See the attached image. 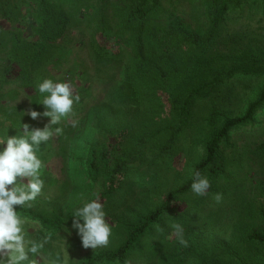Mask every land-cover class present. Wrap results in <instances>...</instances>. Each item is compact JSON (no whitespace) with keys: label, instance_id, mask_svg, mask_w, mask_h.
<instances>
[{"label":"trees","instance_id":"16d2710c","mask_svg":"<svg viewBox=\"0 0 264 264\" xmlns=\"http://www.w3.org/2000/svg\"><path fill=\"white\" fill-rule=\"evenodd\" d=\"M90 1L0 0V15L6 25L2 32L7 36L0 41L5 57L0 89L16 86L10 91L13 97L14 93L25 94L32 101V109L41 112L43 106L34 102L42 98L33 88L39 80L74 79L76 91L82 93L90 87L89 81L82 83L84 72H57L61 65L57 62L62 49L59 42L73 23V14L66 13V8L88 4L87 12L80 14L81 20L92 29L97 76L105 88L100 96L104 105L90 129L87 165L81 168L83 176L78 181L99 188L98 195L108 214H114L119 207L131 211L134 177L151 203L145 215L131 212L118 225L113 224L114 231L122 236L116 249L88 256L79 264H125L140 255L144 257L146 243H150V255L145 258L149 263L159 258L162 264H264V250L258 254L244 252L246 247L264 249V203L245 200L249 198L253 165L264 163V144L252 153H244L231 137L234 131L254 123L264 110V89L242 117L222 116L220 129L204 144L201 161L180 188L161 196L158 187L160 178L176 171L184 161L182 140L198 106L211 101L216 114L218 101L226 100L233 92L231 81L241 72L238 65L245 61L228 58L215 62L209 57L222 23L243 0H200L208 22V28L200 31L165 9L163 0H93L89 4ZM261 61L264 65V57ZM120 66L125 70L123 80L114 85L108 79ZM0 102L4 105L5 97ZM117 113L135 115L129 122H117L112 118ZM23 115L13 114L17 128L23 124L43 128L41 121L46 117L31 124L34 120ZM64 129V143L68 144L71 128ZM196 171L212 182L206 196H196L191 191ZM45 175L44 170L47 183ZM256 189L262 195L263 182L258 181ZM217 193L222 194L219 203L215 200ZM152 199L156 202L152 203ZM77 206L61 208L39 196L32 208L20 212L43 226L37 238L50 235L46 248L54 254L62 242L68 244V252L75 243L83 247L75 230L71 234L65 231L71 229V214ZM228 207L237 212L230 240L209 239L204 227ZM176 223L183 226L188 246L177 242L173 254H163L152 240L161 238L163 244L176 240L172 228Z\"/></svg>","mask_w":264,"mask_h":264},{"label":"rangeland","instance_id":"374dc122","mask_svg":"<svg viewBox=\"0 0 264 264\" xmlns=\"http://www.w3.org/2000/svg\"><path fill=\"white\" fill-rule=\"evenodd\" d=\"M92 2L93 0L89 4ZM87 5L81 4L77 9L66 8V13L73 14V23L64 38L59 42L62 49L57 54V62L61 63L57 72L61 74L69 72L68 74L70 75L84 72V82L82 83L89 81L90 87L87 92L78 91L82 99L81 103L75 106V110H77L75 118H78L80 123L76 128L69 126L71 128L68 131L70 132L68 133L70 141L67 144L64 143V136L66 138L67 134V132H64V128L67 126L62 122L60 126L64 129L63 133L49 142L48 147L43 149L42 155L47 183L45 182V191L40 195L41 199L58 204L65 209L70 205H82L89 199L95 198L100 191L93 183L80 184L78 181L79 176H83L80 171L81 168L83 165H87L92 135L90 129L94 119L104 105L100 101V96L105 88L101 78L97 76V65L91 45L92 29L87 21L81 20L80 14L87 12ZM163 6L183 19L196 31L208 28L205 7L200 0H163ZM3 29L6 30V25L0 15V41L7 37L2 32ZM210 55L209 59L212 58L215 62H218L219 59L228 60L230 58L243 60L245 63L238 65V70L241 72L231 81L233 92L228 95L226 100H217L220 103L217 106L216 114H213L211 101H206L198 106L191 120L190 128L186 131V136L182 140V146L185 148L183 150L184 161L178 164L179 167L176 171L160 178L158 185L160 195L180 188L191 177L195 165L203 157L204 144L213 133L220 129L222 116L242 117L248 106L257 100L258 95L264 89V65L261 61L264 57V0H243L239 6H234L230 10L221 25L216 45L211 48ZM4 59V53H2L0 48V80L2 79V71L5 66ZM223 69L226 70L227 68L223 67ZM228 69L234 71L231 66H228ZM124 71L122 66L113 69L111 72L113 77L108 80L113 82L114 85L121 84ZM16 88V86H13L9 89H0V100L5 97V104L2 105L0 102V137L5 136L8 129V135H16L17 130L14 128L17 127L13 114L32 109L31 100L25 94L14 93L15 98L13 97L10 91ZM76 90H78V86ZM134 115L135 113L128 115L126 113L122 115L117 113L112 118L117 122H129L133 120ZM48 119H43L41 123L45 125ZM31 124L37 123L32 121ZM231 137L232 142L244 153H252L264 144V110L257 115L254 123L234 131ZM80 160H83V162ZM74 161L76 164H74ZM71 173H75V175L71 176ZM133 180L134 199L132 200L133 203L131 202V211L127 210L128 207H119L114 214L109 213L108 217L112 224L118 225L123 220L122 218H128V213L131 212L132 214L141 213L145 215L151 205L148 201V194L137 185L139 179L134 177ZM258 181L264 184L263 162H257L253 165L252 179L248 189L249 198H245L248 201L254 199L257 204H263L264 193L261 195L256 189ZM151 201L152 203L156 202L153 199ZM236 214L237 212L232 207H228L213 222L206 223L207 225L204 228L209 231L206 232V237L212 240H230ZM121 238L122 236L113 231L110 245L107 248L95 251L91 248L85 249L76 245V243L73 245V242L72 249L69 246V258L72 264H79L88 256L116 249L121 242ZM152 241H155L158 249L162 250L161 252L166 255H171L175 252L178 242L174 240L163 244L161 238L157 237ZM149 245L150 243L144 245V257L140 255L137 259L131 261L132 264H162L159 258L151 263L145 261L146 256L150 255ZM261 250L264 249L246 247L244 252L258 254ZM37 259L39 260L38 257ZM40 264H43V262L40 261ZM187 264L195 263L188 262Z\"/></svg>","mask_w":264,"mask_h":264},{"label":"clouds","instance_id":"9594fccd","mask_svg":"<svg viewBox=\"0 0 264 264\" xmlns=\"http://www.w3.org/2000/svg\"><path fill=\"white\" fill-rule=\"evenodd\" d=\"M33 88L42 98L34 103L42 105L44 110L29 109L23 116L28 115L34 121L46 117L48 122L43 128L21 124L14 128L16 135H8V129L7 134L0 137V264H40V261L43 264H72L68 244L62 242L60 250L53 254L46 248L50 235L38 239L37 233L43 231V226L22 215L20 209L32 208L42 194L45 185L43 149L63 133L62 122L72 128L79 126L75 106L82 98L76 91L77 85L69 78L45 77ZM211 186L207 175L199 171L194 173L191 183L194 195L206 196ZM215 200L219 203L222 194L217 193ZM71 217V229L65 228V231L71 234L75 230L83 248L95 251L110 245L114 226L100 195L77 206ZM172 228L178 243L187 247L183 226L176 223ZM125 264L132 262L129 260Z\"/></svg>","mask_w":264,"mask_h":264}]
</instances>
